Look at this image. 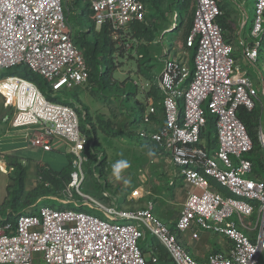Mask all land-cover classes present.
<instances>
[{
    "label": "built area",
    "instance_id": "obj_1",
    "mask_svg": "<svg viewBox=\"0 0 264 264\" xmlns=\"http://www.w3.org/2000/svg\"><path fill=\"white\" fill-rule=\"evenodd\" d=\"M85 3L98 28L106 25L119 32L145 19L139 0ZM240 10L236 37L241 63L217 23L221 12L215 0H194L184 40L185 49L194 52L192 68L164 51L155 83L163 122L152 124L157 115L152 99L143 115L147 128L139 137L164 152L185 187L172 228L153 212L152 203L121 209L105 191L99 197L79 193L82 203L74 207L85 210L40 206L33 214L0 215V264H160L158 246L170 264H264V175L254 172L253 140L237 116L240 108L263 110L264 0L254 2L244 39L248 16ZM66 11L62 0H0V69L26 66L47 84L52 97L86 84L89 69L73 42ZM130 48L125 44V50ZM260 58L263 70L257 68L254 83L244 67L256 69ZM0 94L10 111L3 121L31 130V146L46 152L52 140L66 144L72 157L71 185L78 187L84 180L87 138L76 109L47 99L35 83L19 76L1 77ZM208 116L214 118L209 136L214 146L207 139ZM256 143L264 155L262 120L256 125ZM192 228L221 237L226 247L197 259L181 240ZM147 234L156 242L145 245Z\"/></svg>",
    "mask_w": 264,
    "mask_h": 264
},
{
    "label": "rangeland",
    "instance_id": "obj_2",
    "mask_svg": "<svg viewBox=\"0 0 264 264\" xmlns=\"http://www.w3.org/2000/svg\"><path fill=\"white\" fill-rule=\"evenodd\" d=\"M75 1L62 0L64 5L65 2L67 4L66 14L67 20L71 24V30L77 35L84 29L86 36L94 37L99 28L91 18L92 14H85L83 19L85 25L82 29L75 22V17L84 7L85 0H77L79 1L78 5H74ZM255 1L217 0L223 11H229L227 21H229L230 30L225 31V37L229 38L236 53L240 51L236 37V27H239L242 21L240 8H243L248 16V21L241 33V38L244 39L248 37L251 27L252 9ZM173 2V0H155L158 9L156 11L152 5L143 4L145 6L143 28L147 29L148 34L146 33V38H142L138 47L133 51L137 60L127 57L115 59L114 56L116 68L111 77L109 76L110 81L106 87H103L100 79L102 69L97 71L93 65H89L90 78L86 84L67 92L56 93L55 96L59 101H67L85 114L82 127L85 129L89 141L92 142V149L88 151L87 163L83 165V182L78 187L71 185L73 169L70 172L68 170L67 175L63 176H53L44 170L48 174L46 177H42L39 172L42 167L38 168L37 163L49 167L55 173L66 168L69 154L65 143L62 142L61 145L49 152H43L41 148L25 144V149L19 151V157L23 159L26 166V187L18 200L16 211H12L10 206L14 198L13 192L16 190L10 181L13 175L0 174V179L5 180L6 186L12 184L11 194H7L6 187L0 186V215H6L7 211L11 214L29 213L36 211L40 206L70 208L82 203L79 193L96 197L99 196L100 191H105L111 197V201L121 209H141L148 203H152L155 206V214L166 224L170 223L169 227L172 228L184 200V189L179 185L180 181L176 182L177 179L174 177L172 167L164 152L155 145L146 144L137 138L138 133L144 127L141 124L138 125L135 119L136 115L140 114L141 106L144 107L146 104L143 97L144 92L150 85H155L161 70L164 56L162 48H166L170 52V56H173L175 52V57L190 63L192 53L184 48V40L192 8H189L186 14L183 13V17L179 21L177 18L179 10L176 9ZM89 26L92 27V32L88 29ZM80 45L83 54L88 52L85 43L81 41ZM261 50H264V38L261 42ZM237 55L241 63L240 54L237 53ZM244 68L255 83L257 68L260 71L263 70L262 59H259L256 69L249 66ZM5 71V69H0V77ZM126 79L129 80L122 85V81ZM131 84L137 85L135 95L127 96L130 88L126 86ZM38 88L47 98L46 89L39 86ZM155 97L153 95L150 99L153 102L154 100L158 102ZM145 110L147 111V109ZM159 112L161 113L160 109ZM9 113V109L5 108V98L0 94V121L3 116ZM161 115L158 116L157 122H161ZM259 120L264 123V104L262 113L256 111L254 122L257 124ZM2 144L4 147L5 144ZM120 153H123V156ZM118 159H127L131 163V167L125 173L131 178V183L128 185L117 183L111 178V166ZM172 180L176 182L177 189L169 186V182ZM29 183L32 185L28 186ZM134 191L138 193L132 195ZM189 233L190 236L196 238L197 246L201 249V242H204L200 239L201 232L192 228ZM211 238L207 241V254L216 250L215 247L218 245L216 240H222L220 237ZM153 242H156L155 239L149 238L147 234L145 245H151ZM145 257H148V254ZM261 260L264 261V253L261 255Z\"/></svg>",
    "mask_w": 264,
    "mask_h": 264
},
{
    "label": "trees",
    "instance_id": "obj_3",
    "mask_svg": "<svg viewBox=\"0 0 264 264\" xmlns=\"http://www.w3.org/2000/svg\"><path fill=\"white\" fill-rule=\"evenodd\" d=\"M141 3L143 4H149L152 5L153 9L158 10L157 9V4L155 3V0H139ZM176 9L179 10L177 18L179 19V21L182 19V15L183 13L186 14V12L188 11L189 8H192V13H191V18L190 21L188 22V24L186 25L187 27V32L185 35H188L189 30L191 28L192 25V18H193V10H194V0H173ZM79 1H75L74 5H78ZM221 15L217 18V23L218 25L221 27V29L225 32L226 30H230V26H229V21L228 20V14L229 11H223V9L221 8V6H219V2H217V0H215ZM147 6V5H146ZM155 6V7H154ZM67 13V11H66ZM66 15V20H67V14ZM86 13H90L91 11L89 10V6L87 3L84 2V7H82L80 9V13L78 15H76V23L79 25V27L82 29L85 25L83 19ZM92 18V16H91ZM145 22V19L143 22H135L133 24H131L127 29H125L124 31H119V32H114L111 31L109 29L108 26L106 25H102L99 30L97 31L98 33H96L93 36H86L85 34V30H81L77 33V35L74 34L73 36V42L74 44L77 46V48L80 50L81 54L83 55V58L85 60V63L87 65V67L89 65H93L95 67V69L98 71L100 68L102 69L100 71V79H101V83L103 84V87H106L107 84L109 83L110 79L109 76L111 77L112 72L115 70L116 65H115V59L116 58H121V57H127V58H136L133 54V51L136 47H138V43L141 41L142 38H144L146 36L147 29L143 28V24ZM69 26H71V24L68 22ZM95 27V25H93ZM93 27V28H94ZM74 28V27H73ZM88 29H90V31L92 32V27L89 26ZM85 35V37H84ZM226 35H224L225 37ZM85 38V39H84ZM146 38V37H145ZM225 40L227 42H230L228 37H225ZM79 41V42H78ZM81 41L83 43L86 44V46L88 47V52H85L84 54L82 53V48H81ZM131 44V48L129 50H125V44ZM191 51V59H190V67L192 68V62H193V50L190 49ZM115 56V59H114ZM137 60V58H136ZM89 69V67H88ZM6 76H19L21 78L27 79L33 83H35L37 86H39L40 88H45L46 89V96L49 100H55L58 101L60 103H64L67 105H70L72 107H74L71 103L67 102V101H59L58 97H52L51 94V90L50 88L47 86V84L37 75L33 74L26 66L23 65H18L15 66L13 68L7 69L3 75L1 77H6ZM0 77V78H1ZM89 78H90V70H89ZM88 78V80H89ZM126 79L124 81H122V85L125 84V82H127ZM127 88H130V90H128L127 96H133L135 95V91L137 88V85H129L126 86ZM67 92V91H66ZM154 95V97L157 99L158 102H155L154 100V105L158 109H161L160 105H158L159 101H160V94L158 89L156 88V85H150L148 90L146 92H144L143 97L144 100L146 102V104L143 106H141V111L140 114L136 115V119L135 122L138 125H143V115L145 114L147 107V100L149 98H152ZM79 115V119H80V127H81V131L86 135L87 138V145L85 147V154L88 155V151L90 149H92V142L89 141V137L88 135L85 133V129L82 127V123L84 120V113L81 109L74 107ZM145 111V112H144ZM162 111V110H161ZM256 111L254 110L252 112H248L243 108L238 109L237 111V116L238 118L241 120V122L244 124V126L247 129V132L249 133V135L251 136L252 140H253V144H254V151L251 155V159L254 162V166H255V173L256 174H263L264 175V155L259 151V148L257 146L256 143V123L254 122V118L256 117ZM213 124H214V118L212 116H208L207 117V139L210 142L209 145L214 146V140H210L209 136L213 133ZM144 128H147L145 125H143ZM139 140L144 141L143 139H141L139 136L137 137ZM146 144H153L157 147L156 144L149 142V141H144ZM69 162L68 165L66 166V168H64V170H62L59 173H55V172H51L50 170H47L48 173L53 174V176L55 175H67V171L72 169L71 167V161L72 158L69 155ZM40 174L42 177H46L44 169H41ZM25 175H26V170L25 168L21 165V164H16L15 168H14V172H13V177L11 179L12 184H14V186L16 187V190L13 192L14 198L11 201V206L10 209L12 211H16V207L18 205V200L21 196V194L24 191V180H25ZM12 184L8 185L6 190H7V194H11L10 193V188L12 187ZM102 191H100L101 194ZM99 194V195H100ZM97 197V196H96ZM99 197V196H98ZM53 208V207H52ZM58 209H76V210H85V208L83 207H67V208H58ZM36 211L33 212H29L31 214L35 213ZM21 214V213H18ZM24 214V213H22ZM141 249L144 251V247H141ZM157 253L160 259V264H170L169 259L167 257L166 252L164 251L163 248L161 247H157Z\"/></svg>",
    "mask_w": 264,
    "mask_h": 264
},
{
    "label": "crops",
    "instance_id": "obj_4",
    "mask_svg": "<svg viewBox=\"0 0 264 264\" xmlns=\"http://www.w3.org/2000/svg\"><path fill=\"white\" fill-rule=\"evenodd\" d=\"M186 50L190 51L189 49H186ZM164 51H167V49L163 47L162 48V53L164 55L163 59L166 56V54H164ZM173 54L174 55L172 57H175V52ZM169 56H170V53H169ZM175 58H178V57H175ZM189 66H190V64H189ZM161 68H162V66H161ZM149 100H151V99L149 98L147 100V104H148ZM161 113H162V111H161ZM161 113L159 112V109H158L157 115L152 118L153 119L152 120L153 125L158 126V125L162 124L163 117L160 118L161 122H157V118L159 115H161ZM5 116H3L1 118V121H0V174L10 176V175H13L14 168H15L16 164H21L26 170V166L23 163V159L21 157H19V151L25 149V144L27 146L28 145L31 146L29 143V139L32 135V132H31V130H29L27 128H14V127H12L8 121H3V118ZM2 141H4V142H2ZM2 143L5 144L4 147H2V145H3ZM61 143L62 142L59 140H52L50 151H52L54 148H57L59 145H61ZM31 147H33V146H31ZM46 152H49V151H46ZM37 164H38V168L42 167V169H44V170H50L51 171V169H49V167L44 166L40 163H37ZM172 170H173V168H172ZM173 173H174V170H173ZM26 179L27 178L25 175L24 189L26 187ZM10 181H11V179H10ZM176 182H177V180H176ZM176 182H175V185L173 186L174 189H177V187H178ZM8 185H10V184H8ZM31 185H32V183H29L28 186H31ZM179 185H181V187H182V184L179 183ZM0 186L7 188L5 180L0 179ZM182 188L184 189L185 187L183 186ZM154 210H155V206H153V212H154ZM189 232L190 231L183 234L181 236V240L187 245L189 252H191L197 259H199V260L205 259L206 256L208 255L207 254L208 253L207 252V250H208L207 241L211 240L212 239L211 237H218V236L210 235L206 232H201L200 235H202V236H200V239H202L204 242H201L202 247H200L201 249H199V247L197 246L198 241L196 242V238L190 236L191 234ZM216 242L218 243V245H217V247H215V249H216L215 251L223 250L226 247V241H224V239L219 240V241L216 240ZM203 245H204V247H203Z\"/></svg>",
    "mask_w": 264,
    "mask_h": 264
},
{
    "label": "clouds",
    "instance_id": "obj_5",
    "mask_svg": "<svg viewBox=\"0 0 264 264\" xmlns=\"http://www.w3.org/2000/svg\"><path fill=\"white\" fill-rule=\"evenodd\" d=\"M123 156V153H120ZM131 167V163L127 159H118L111 166V178L117 182L124 185L131 183V178L125 175L126 170Z\"/></svg>",
    "mask_w": 264,
    "mask_h": 264
}]
</instances>
